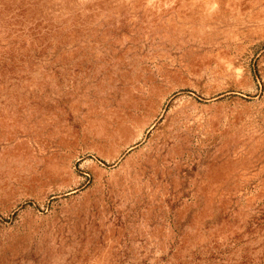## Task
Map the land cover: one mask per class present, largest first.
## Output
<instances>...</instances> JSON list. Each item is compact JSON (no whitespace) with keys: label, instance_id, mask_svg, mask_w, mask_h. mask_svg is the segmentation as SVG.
<instances>
[{"label":"rangeland","instance_id":"rangeland-1","mask_svg":"<svg viewBox=\"0 0 264 264\" xmlns=\"http://www.w3.org/2000/svg\"><path fill=\"white\" fill-rule=\"evenodd\" d=\"M0 264H264V0H0Z\"/></svg>","mask_w":264,"mask_h":264},{"label":"water","instance_id":"water-1","mask_svg":"<svg viewBox=\"0 0 264 264\" xmlns=\"http://www.w3.org/2000/svg\"><path fill=\"white\" fill-rule=\"evenodd\" d=\"M182 92H184V91H180V92H178V93H182Z\"/></svg>","mask_w":264,"mask_h":264}]
</instances>
